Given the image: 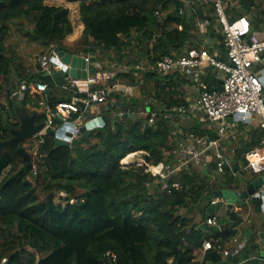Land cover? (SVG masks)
Here are the masks:
<instances>
[{
	"label": "trees",
	"instance_id": "16d2710c",
	"mask_svg": "<svg viewBox=\"0 0 264 264\" xmlns=\"http://www.w3.org/2000/svg\"><path fill=\"white\" fill-rule=\"evenodd\" d=\"M66 1L79 4L84 25L83 48L79 53L64 45L74 32L69 7L51 4L48 0H0V82L9 79L17 68L16 57L9 53L6 44L11 23L25 19L34 18L35 26L28 32L34 40L48 46L56 43L74 54L92 53L93 62H99L98 50H114L124 55L126 48H133L132 41L138 40L141 52L155 63L164 55L181 52L193 35L186 14H180L181 0ZM257 4L258 0H230L228 13L231 19H236L251 13ZM173 6L175 10L166 17L157 14ZM262 15V10L254 14L253 30H263L259 25L264 22ZM201 18L208 20L209 28L221 42L220 59L227 60L223 31L216 32V20L222 29L217 16ZM174 23L177 26L172 27ZM39 68L38 73L26 75L15 84L8 93L7 103L0 99V141L8 139L11 130L20 126L23 115L35 112H30V107H41L38 94L26 93L22 100L14 96L22 82L47 83V103L55 112L58 105L77 107L76 101L82 98L73 90L63 89L64 80L42 72L41 63ZM92 71L98 69L92 67ZM142 74L143 93H149L156 100L145 105L159 114L154 124L137 113L142 104L140 99L128 101L114 92L115 101L110 104L114 106L109 110L135 113L131 122L127 117L110 115L103 127L92 130L91 136L77 146L59 145L50 134H44L35 156L30 154L34 163L31 171L27 170L24 157L16 148L5 146L0 151V227L16 228L0 232V264H168L171 259L175 264H264V236L257 230L235 254L224 258L214 247L200 258L207 239L219 240L225 247L234 245L231 240L237 237L243 222L239 210L232 208L229 216L225 212L219 217L220 226H208L205 230L201 224L220 209L215 208L219 204L211 203L215 190H237L241 188L240 180L254 179L250 175L247 178L248 171L242 167L247 163L246 153L263 145L264 128L239 125V145L234 157L236 169L240 171L237 176L229 173L215 176L210 168L207 174L195 161H190L170 180L180 181L181 187L169 192L162 181L144 168H125L121 160L131 152L144 150L147 159L154 164L164 161L175 165L178 162L175 150L187 134L209 138L217 134L207 123L194 120L189 124L188 118L174 112V108L188 104L179 89L185 76L177 71ZM120 78H130V84L134 85L142 81L135 79L132 72H124L114 76L113 85ZM205 80L210 89L222 88V79L216 74H208ZM81 111L77 108L72 112L71 120ZM168 113L172 118L165 117ZM46 119V112L39 114V122ZM172 120L179 123L182 132L174 133L176 126ZM54 123L59 127L63 122L56 116ZM38 187L42 188L44 198ZM63 193L68 194L63 197L66 204L56 201ZM246 201L251 202L255 213L262 212L260 199L241 203L245 208L243 212L247 210ZM262 227L264 233V219ZM109 251L117 255L116 260L107 256Z\"/></svg>",
	"mask_w": 264,
	"mask_h": 264
},
{
	"label": "built area",
	"instance_id": "2783aa9c",
	"mask_svg": "<svg viewBox=\"0 0 264 264\" xmlns=\"http://www.w3.org/2000/svg\"><path fill=\"white\" fill-rule=\"evenodd\" d=\"M209 1L213 4L215 15L222 25L224 43L228 52L227 60L220 59L217 54H212L205 48H190L179 55L162 56L150 66L149 71L160 74H171L176 71L192 74L193 81L199 86V96L188 104L174 108V112L179 117L184 116L201 123H207L208 128L216 132L217 137H198L193 133L187 134L175 150L178 158L175 165L164 161L154 164L147 159L148 154L144 150L131 152L121 160V164L125 168L133 166L144 168L145 172L162 181L164 188L169 192L181 187L180 181L170 182V180L173 175H178V171L182 167L188 166L190 161H195L201 169L207 166L208 170L210 165L215 163V176L226 173L237 176L240 171L238 172L236 169L234 157L237 149L236 143L239 140V125H260L264 128V31L253 30L252 22L248 16L231 19L228 13L230 0ZM181 2L180 14H184L190 5V0H181ZM57 46L56 43L50 44L48 51L40 56L42 72L52 76L57 72H62L64 82L61 87L81 94L80 100L86 102L87 105L98 103L108 105V107L114 106L113 103L110 105L115 101L112 98L114 86L108 83L96 86L95 83L97 78L110 79L115 75L100 72L102 65L100 62H93L94 55L89 53L82 55L87 61L88 78L73 77L70 74L69 65L56 51ZM92 67L98 69L96 74L91 72ZM206 67H213L222 73V88L210 89L206 83L201 82V75ZM47 90L48 84L45 82L24 81L14 92V96L16 95L18 100H22L26 93L33 96L40 95L39 103L47 113L45 120L47 125L40 134L35 136L40 138L38 143L42 141V136L49 130L58 128L54 123L56 116L62 118L63 123L73 122V137H78L76 133L88 121L85 112L81 111L75 120H71L72 112L79 109L80 105L77 103V107L58 105V111H53L47 103ZM116 111V116L119 118L126 117V114L130 113L121 109ZM140 115L148 117V122L154 124L159 114L152 109L150 111L146 109ZM165 117L172 118V114H165ZM172 122L176 126L174 133L182 132L179 123L174 120ZM245 158L247 163L243 165V170L261 174L264 177V143L250 149ZM67 196V193L62 194V197ZM250 199H260L264 213V184L252 194ZM225 201V199L213 197L211 203L217 205ZM205 223L208 226H220L219 216L217 214L209 216ZM231 242L234 244L232 247H225L219 243V240H205L200 258L203 259L205 253L214 247L225 258L239 252L246 244V241L240 242L238 237L233 238ZM107 256L113 260L117 259V255L111 251L107 253ZM168 264H175V262L171 259Z\"/></svg>",
	"mask_w": 264,
	"mask_h": 264
},
{
	"label": "rangeland",
	"instance_id": "374dc122",
	"mask_svg": "<svg viewBox=\"0 0 264 264\" xmlns=\"http://www.w3.org/2000/svg\"><path fill=\"white\" fill-rule=\"evenodd\" d=\"M49 3L51 4H63L64 6H68L71 10L70 12V18L73 22L74 26V32L73 34L69 35L65 42L64 45L66 48L77 51V53L81 52L83 48V44L81 42L83 38V28L84 25L81 21L80 18V13H79V4L78 3H68L66 0H48ZM235 3L233 2V5ZM229 8V7H228ZM172 9L174 10L175 7L173 6ZM259 10L263 11L262 17L264 18V0H258L257 6L252 9V12L250 14H247L250 18L254 16L256 12ZM207 15H212L215 17V13L213 10H211V5H208L206 7ZM200 18V17H199ZM202 21V20H201ZM216 27L219 28L220 25L218 21L216 20ZM259 25L261 27L264 26V22H259ZM35 26L34 18L31 19H25L21 20L18 22H13L11 23V31L10 34L8 35L6 39V44L7 48L9 50V53L11 55H14L16 57V66L17 68H14L13 74L9 79H4L3 81L0 82V99L7 103L8 102V93L11 92L15 88V84L19 83V81L26 75H34L38 73L40 70L39 68V63H40V56L45 52L48 51L49 46L44 44L41 41L34 40L28 32H31L32 29ZM207 26V25H206ZM201 28V26H199ZM206 28H203L205 30ZM141 51H134L132 52V55L130 56H124L122 54L116 53L114 50H110L108 52H102L99 51L97 53V58L102 65V71H108L110 74H114L115 76L117 74L121 73H133V76L137 80H142L143 79V74L142 72H136V71H129L127 65L128 61L130 59H136L137 57L141 56L140 55ZM82 55V53H80ZM139 73V74H138ZM56 80H64V75L60 74L59 76L54 75L53 76ZM114 78V77H113ZM111 79L108 84L113 85L114 79ZM117 82L122 83V84H128L131 82L130 78H120ZM144 86V83H143ZM148 88V87H147ZM149 89V88H148ZM152 89V88H150ZM122 94V91H120ZM119 92V94H120ZM154 92L151 91V94ZM141 100L142 105H150L152 103H156V100L153 99L152 96L149 95V93H141V97L138 98ZM151 107L147 106V111H150ZM36 111V112H42L41 107L40 108H33L30 107V112ZM29 114V113H28ZM191 123V121L189 122ZM22 145L26 148V150L35 156L37 147H38V138L37 137H31L24 142H22ZM210 169L216 173V168H215V163H212L210 165ZM248 175L252 177H259L261 174H255L251 172H247L246 176L247 178L249 177ZM240 189H244L247 187L248 182L246 179L240 180ZM238 182L236 184H239ZM38 192L42 198H44V192L41 187H38ZM56 201L58 203L66 204V201L61 197L60 195L57 196ZM248 202V201H246ZM241 204V203H240ZM243 207V205H239ZM225 208L224 203H221L219 206H215L216 209L219 208ZM182 213L185 212V209L180 210ZM227 212V209H226ZM225 215V210L220 212V217H223ZM247 215H250V218L252 219L253 222L257 224V232L261 231L262 233V225H263V219L264 215L263 213H255L254 211L249 214L248 210H246L242 216L243 218L246 217ZM198 216V214H197ZM200 216H198V220H200ZM6 227L1 228L0 227V232H7L9 229H15V226L9 227L8 225H5ZM261 236H264V233H262Z\"/></svg>",
	"mask_w": 264,
	"mask_h": 264
},
{
	"label": "crops",
	"instance_id": "0c3cea01",
	"mask_svg": "<svg viewBox=\"0 0 264 264\" xmlns=\"http://www.w3.org/2000/svg\"><path fill=\"white\" fill-rule=\"evenodd\" d=\"M208 5H211L209 0H190V5H189L188 9L186 10V12L184 14H186L187 24L189 25V28H190V30H191L193 35H192V38L190 39V42L182 49V51L174 53L175 55H179V54L185 52L186 50H188L190 48H205V49L209 50L212 54H217L218 57L221 58V51H220V46H219L221 42L216 37V34H214L212 32V30L209 28L208 20L201 18L202 16L207 15L206 7ZM66 7H68V6H66ZM170 11H173V9L171 8L170 10H167V11H161L158 15L161 16V17H166ZM245 16H248V15H245ZM252 18H253V16H252ZM252 18H250L251 21H252ZM175 26H177L176 23H174L172 25V27H175ZM199 26H201V28ZM203 28H206V29L203 30ZM216 29H217L216 32L223 31V29H221V27H219V28L216 27ZM256 31H264V26H263V30H256ZM152 42L153 41H151V44H152ZM132 43H133L132 44L133 48H131V47L126 48L124 50V56L128 57V56L132 55V52H134L135 50L139 51V52L141 51L140 50L141 46L138 45V43H139L138 40H136V41L133 40ZM209 48H212V50H210ZM99 51L100 50H98L97 53ZM91 52H93V51H91ZM140 55L141 56L137 57L136 59L134 58V59H130L128 61L127 67L129 69V71L130 70L131 71H136V72L137 71L138 72L149 71L150 66L152 64H154L153 62H151V60L149 59L147 54H143L141 52ZM91 72L96 74V72H93L92 70H91ZM100 72L110 74L108 71H102V68H101ZM177 72L181 73L182 76L186 77V80L181 82V85L179 87V89L181 90L180 91L181 95L184 96L187 99L188 102H191V101L195 100L199 96V90H198L199 86L193 81L192 74H190L188 72H181V71H177ZM208 74H216L218 78L222 77V73L219 70H217V69H215L213 67H206L204 69V73L201 75V82L207 84L205 78L208 76ZM111 79L112 78H110V79H108V78H97L95 85L97 86V85H100V84H103V83H109V81ZM143 83H145L144 79H142V81H141L142 85L141 84H135L134 85V84H130V83L122 84V83H119V82H115V84L113 85L114 88H115L114 92L115 93H119L120 91H122V94H121V92H120V94L123 96V98H125L128 101H131L133 99H137V98L141 97V93H143V90H142ZM150 84H153V82L149 83V85ZM207 86H208V84H207ZM214 89H217V88H214ZM79 109H81L82 112L83 111L85 112V116L87 117V119L95 118V117H99V116H104V115H106L107 117L110 116V115L111 116H115L117 114L116 110H111L110 111L108 105L98 104V103H90L88 105L86 104V107H84V108L79 106ZM146 109H147V106H145V105L141 106L140 105L138 107V112L137 113L140 115L141 112L146 110ZM41 110H42V112H44L43 108H41ZM42 112H36L35 111L33 113H37L38 117H39V114L42 113ZM33 113H31V114H33ZM190 121H191V123L194 122V120H192V119H189V122ZM37 122L39 123L38 119H37ZM191 123H189V124H191ZM239 134H240V132H238V135ZM238 145H239V141H237V143H236V146H238ZM256 178H258V176L254 177L253 180H255ZM247 182H248V185H249L250 180H248ZM244 189H237V190L234 189V190L238 191V192H241ZM226 190H230V189H226ZM221 203H224L225 208L221 207L218 210L217 214L219 215V217H220V212L223 211V209L226 212V209H227V202L226 201L225 202H220L219 205ZM247 204H248V206L246 208L248 210V213L251 214L253 212V208H252L253 206L251 205L250 201H248ZM239 205H241V204L240 203L234 204L233 205V209L234 210H239L241 212V214H243L244 213L243 211H244L245 208L241 207ZM256 230H257V224L252 221V219L250 218V215H247L246 217L243 218V222L241 223V225L238 228L237 237H238L240 242H244Z\"/></svg>",
	"mask_w": 264,
	"mask_h": 264
},
{
	"label": "water",
	"instance_id": "95a60500",
	"mask_svg": "<svg viewBox=\"0 0 264 264\" xmlns=\"http://www.w3.org/2000/svg\"><path fill=\"white\" fill-rule=\"evenodd\" d=\"M56 51L58 52L62 60L67 65H69V71L73 77L82 79L88 78V65L85 57L79 54L68 52L60 45L57 46ZM76 103L83 108L86 107V103L80 99H78ZM134 116L135 113L133 112L127 113L126 117L128 122H131ZM37 119V113L23 115L21 117L20 126L11 130V136L8 139L0 141V151H2L5 146L16 148L17 151L23 155L24 161L26 162V168L30 171L34 169V163L32 162L30 153L22 145V142L40 134L46 128V122L42 121L38 123ZM107 121L108 117L106 115L88 119L85 125L81 126L80 130L76 133L78 137H73L74 123L71 121L64 122L57 129L49 130L48 134L54 137L56 143L59 145L77 146L79 144H83L86 139L91 136L92 130L103 127ZM204 172L207 174L209 173L207 166L204 167ZM263 184L264 177L260 175L252 182L250 181L247 188H245L241 192L235 190L217 189L214 192V197L226 200L227 215L229 216L232 212L234 204L243 203L245 200H248L252 196V194H254L255 191ZM201 227L205 230L208 229V225L205 222L201 224Z\"/></svg>",
	"mask_w": 264,
	"mask_h": 264
}]
</instances>
